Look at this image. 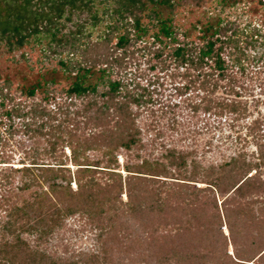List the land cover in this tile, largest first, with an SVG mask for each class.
<instances>
[{
    "label": "trees",
    "instance_id": "trees-1",
    "mask_svg": "<svg viewBox=\"0 0 264 264\" xmlns=\"http://www.w3.org/2000/svg\"><path fill=\"white\" fill-rule=\"evenodd\" d=\"M102 2L103 17L96 12L91 16L92 28L107 21L96 41L84 25L63 32L65 23L60 22L41 49L43 59L55 60L63 75L74 76L73 82L55 90V81L40 75L20 90L26 99L39 96L29 105L13 102L9 81L0 87V107L8 122L5 131L12 135L19 131L32 143L23 150L22 167L0 174V181L7 183L22 172L19 190L35 187L40 193L27 212L15 216L31 204L26 199L21 208L10 211L15 220L3 229L11 238L0 242V264H118L113 262L114 251L131 252L133 258H126V264H264V114L258 112L246 127L245 137H250L254 150L242 148L209 166L184 150L166 148L153 160L141 156V130L136 124L144 110L150 115L159 111L161 118L174 113L179 104L171 102L173 95L184 97L193 113L230 116L232 121L250 116L241 98L251 78L247 69L264 59V34L219 19L191 41L187 32L174 30L172 19L148 8H171L173 0ZM52 9L61 20L62 6ZM6 15L1 34L18 33L16 23L24 16L17 10ZM151 29L157 31L149 34ZM27 41L26 36L19 37L16 47ZM257 46L262 56H248L247 49ZM139 61L146 64V71L157 70L159 75L139 72ZM132 63L133 72L128 71ZM94 71L101 74L100 83L84 84L83 78ZM165 77L171 85L168 99L162 98L160 80ZM4 101L11 107L7 109ZM255 102L259 105L264 99ZM2 145L7 146L5 141ZM121 151L130 159L122 166L124 180L117 160ZM7 159L0 165L8 164ZM198 184L204 186L196 188ZM75 215L94 229L96 254L65 258L40 248L65 218ZM222 218L228 240L220 230ZM14 223L17 229L12 228ZM23 234L35 236V246ZM227 241L233 247L229 255Z\"/></svg>",
    "mask_w": 264,
    "mask_h": 264
},
{
    "label": "rangeland",
    "instance_id": "rangeland-1",
    "mask_svg": "<svg viewBox=\"0 0 264 264\" xmlns=\"http://www.w3.org/2000/svg\"><path fill=\"white\" fill-rule=\"evenodd\" d=\"M173 1L175 5L171 8L152 5H149L148 8H153L163 19H172L174 30L187 32L188 40H196L201 31L206 32L208 25L215 26L219 19H229L240 28H246L248 32L256 28L261 34H264V0ZM70 2L71 4H69ZM17 5H20L23 9L15 7ZM53 5L62 6L63 16L61 20L57 18L55 11L52 9ZM104 6L105 3L102 0H0V23H6L7 19H9L6 14L12 15L15 10L22 17L24 16V21L16 23V28L17 26L19 29L21 28L18 33L13 32L11 35H2L0 31V87L5 81L10 82L9 91L13 102H25V104L29 105L33 101H38L39 96L33 100L26 99L20 90L22 87L35 82L40 78V75H43L48 80L53 79L55 81L53 86L55 90H60L74 81V76L69 77L62 74L55 60L43 59L44 53L41 52V49L50 42L53 28L60 22L65 23L63 32L76 28L78 24L84 25L86 34L90 33L91 39L96 41L98 36L103 34L107 21H102L92 28L91 16L96 12L98 17L102 18ZM111 6L113 7L114 5ZM10 7L14 8L11 9ZM67 18H70V21H66ZM46 20H49V22ZM4 26L5 28L9 27V25ZM156 31L157 29H151L149 34ZM206 34L209 33L207 32ZM21 36H26L28 41L23 43L21 47H16L17 40ZM37 36L38 38H36ZM115 42L116 40L113 41V44ZM258 47L257 50L247 49L248 56H262V49ZM139 63V72L148 74L147 77L159 75L157 70L148 72L146 71V64L142 61H139ZM133 64L130 65L128 71L133 72L135 70L136 67ZM247 71L251 78L247 80V91L241 99L246 102L250 116L244 120L232 121L230 116L217 118L213 115H205L201 111L193 113L184 102V97L173 95L171 102L179 104V108L174 113L161 118L159 111L150 115L148 110H144L141 111V115L136 119V124L141 130L143 145V149L138 151V154L153 160L164 153L166 148L184 150L192 152L191 159H195L203 166H209L221 164L223 161L235 156L242 148H246L248 152L254 150L252 142L249 141L250 137H245V135L247 132L246 127L251 120L257 117L258 112H260L259 114H264V102H259V105L255 102L256 99H259V101L264 99V59L261 62H253ZM100 76L99 72L94 71L93 74H88L83 78L84 84H99ZM160 81L164 82L162 98H170L168 97L171 94L169 89L171 87L169 84L170 80L165 77V79ZM145 83L146 81H141L142 85H145ZM3 92L5 93L6 90ZM190 95L194 94L190 93ZM3 103L7 109L11 107L6 101ZM53 107L54 105L49 103L48 108L53 109ZM4 111L5 108L2 109L0 107V160L8 158V164L0 165V174H10L13 169L22 167L20 163L23 150L29 148L32 143L18 131L20 125L17 124L18 121L16 120L14 121V126L18 133L12 135L5 131L8 128V122L3 114ZM4 141L7 146L3 149L2 144ZM65 153L68 154L69 151L66 150ZM117 160L120 164L119 172L124 180L127 173L122 170V166L130 159L124 151H121ZM22 178V172H17L7 183L0 181V242L3 239L11 238L3 231L5 226L8 223L11 224L15 220V216L27 212L31 206L38 202L37 195L40 193L37 188L29 187L23 191L19 190L23 184ZM203 186L198 184L196 188ZM72 188L75 190V186H72ZM121 198L123 201L127 199L125 195H122ZM4 199L8 201L2 204ZM24 199L29 200L31 204L24 205L21 208ZM220 200H222L221 196L217 194V206L221 213ZM14 206H18L21 209L15 216H10L9 213ZM209 211L211 212V206H209ZM12 228L17 229L18 223H14ZM220 230L228 240L230 238L229 230L223 218ZM4 234L6 235L4 236ZM94 235V229L89 224H86L85 219L80 218L78 215L70 216L65 218L62 226L54 230L40 248L65 258L75 255V259H77L81 254L90 255L99 251ZM22 236L32 246H35V236L28 234H23ZM236 242L239 246L235 248L240 250V241L236 240ZM227 243V254L229 255L232 254L233 247L230 242L227 241ZM116 252L114 251V263L121 264L119 262L123 261L126 264L128 262L126 258H133L130 251H121L120 255H116ZM255 262L258 263L257 261ZM136 264L140 263L137 262Z\"/></svg>",
    "mask_w": 264,
    "mask_h": 264
}]
</instances>
